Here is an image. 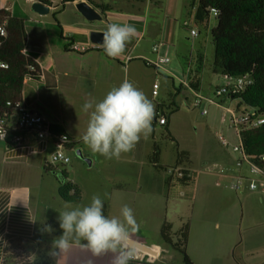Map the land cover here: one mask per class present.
<instances>
[{
    "label": "crops",
    "instance_id": "0c3cea01",
    "mask_svg": "<svg viewBox=\"0 0 264 264\" xmlns=\"http://www.w3.org/2000/svg\"><path fill=\"white\" fill-rule=\"evenodd\" d=\"M35 1L37 0H26L25 2L24 0H0L1 8H6L13 15L26 20L28 31L26 53L34 58L42 69L41 79H26L22 102L26 106L43 113L49 123L64 126L68 134L79 142L80 145L77 147L85 145L81 137L86 131L91 111L85 112L83 110L85 101L88 99L101 100L111 88L118 86L125 79L132 82L145 94H147L148 89L147 97L155 100V114L158 104L162 103L160 101L156 103L161 95V84L159 95L153 93L154 84L159 82L158 75H161V72L173 78V85L176 88L174 102L179 107L178 98L182 99V96H185L186 102L189 99H187L185 88L181 85L176 86V83L186 77L190 66L193 68L192 74L194 76L197 74L199 78V89L202 91L200 70L202 71L204 61L199 64L203 56L201 52L198 54L194 47L190 49V53L179 50L184 58L183 74L174 72L165 64L160 68L148 64V60H156L159 56L165 55L161 53V48L159 51L155 49L156 41L161 37L159 35L163 36V27L157 29L154 25L155 11L157 7L161 6V2L155 4L151 0L146 2L104 0L110 2L114 9L104 13L97 8L104 15V19L89 20L77 7V4L82 0H63L62 7L64 9L60 13V17L58 18L54 14L62 35L48 36L50 35L49 28H43V25L52 24L56 26V22L54 23L49 16L54 13V10H59L61 5L55 4L51 0H48L50 4L43 1L45 4L50 5L51 9L47 14L35 12L42 18L38 21L26 6V3L32 5ZM162 8L164 9V15L172 19L173 23L179 21L180 24L183 23L185 26L190 25L188 16L191 15V10L188 0H182L181 3H173L170 7L167 5ZM30 22L39 23L33 26L32 32L29 29ZM109 23H127L133 25L137 30L135 37L127 44L125 53L115 59L106 55L103 44L91 41V32L106 31V26ZM74 40L85 45L93 43V47L84 52L72 50L69 46L70 41ZM151 41H153L152 44ZM182 47L185 48L183 45ZM148 68L152 69L155 75V77L153 76V85L149 83L150 87L143 84L142 78L143 72L148 71ZM198 70L199 74L197 73ZM219 105L224 108L225 116H228L226 113L228 110H234L229 106ZM225 126L226 120L220 131L226 130ZM24 136V144L13 148H9L7 142L0 139V264H4L8 234L33 236L36 232L43 235L41 244L24 242V250L28 252L30 260L34 258H32L33 256L29 253V250L37 246L34 255L46 256L54 264H113L114 256L112 253L100 256L93 255L89 249L82 246L86 243L84 241L81 242V245L73 244L69 252L60 257L56 258L50 255L52 249L49 252L50 244L47 243L62 234L58 221L59 212L62 211V208L57 210V207H62L68 202L66 203L60 195L61 185L58 181V174L46 172L45 170L46 163H51L52 154L55 151L53 139L48 141L39 140L29 132H25ZM141 140L142 137L132 151L122 153L119 158L126 156V154L129 157L136 156L139 158L143 152ZM88 149L92 155V165H95L97 161H101L98 153H94L89 146ZM71 150L73 149L68 150L69 154ZM101 158L106 177L101 173V177H104L103 180L100 181L98 178L93 183V195H101L104 204H107V216H119L118 208L121 209L123 205H128L129 201L139 199L135 195L131 197L133 196L131 193H135L134 191L137 188L143 190L146 183L142 178V172L135 168V181L129 178L123 187L118 183L121 178L119 167L115 166L121 160L119 158L107 159L102 155ZM139 164L140 167L147 165L144 162ZM162 164L166 163L162 162ZM151 165L153 164L151 163ZM106 168H108V171H106ZM143 168L144 166L140 169ZM56 169L59 173L65 168L57 166ZM65 170L67 171V169ZM155 171L162 170L155 168ZM157 173L152 175L153 179L151 180L155 186H161L165 190L168 189L169 195L175 188L183 189V186L169 187L166 184L168 174ZM69 180L77 184L82 190L83 199L78 204H90L91 197H87L89 188L86 190L85 185L78 183L70 173ZM219 184L221 185L222 182L219 181ZM134 207V215L139 222L136 223V229L131 232L130 236L139 238L145 243L163 250L172 256V260L163 262L134 249L137 258L130 260L129 264H183L182 255L164 240L162 228L166 220L173 223L175 230L182 228L188 221L190 222L188 253L195 264H264V234L261 236V240L256 242L247 241L245 235L243 240L237 239L235 230H226L224 222L222 223L215 215L205 218L197 226L192 219L193 212H191L190 220V212H186V210H179L178 213L170 216L171 219L161 215L162 219L160 221L159 216L156 218L157 212H155L153 205L151 217L155 222L150 224L159 233L157 231L151 232L152 227H149L148 224L145 225L148 220L140 216V212L138 213V209H141L139 205L135 204ZM44 224H51L55 231L51 234L42 231ZM213 236H216L215 239L210 241L209 239ZM16 242H18L17 239H13L10 243L15 244ZM41 247L43 249L40 251Z\"/></svg>",
    "mask_w": 264,
    "mask_h": 264
},
{
    "label": "rangeland",
    "instance_id": "374dc122",
    "mask_svg": "<svg viewBox=\"0 0 264 264\" xmlns=\"http://www.w3.org/2000/svg\"><path fill=\"white\" fill-rule=\"evenodd\" d=\"M26 0H24L25 2ZM55 4H60L59 10H54V13L49 16L54 23L55 16L59 18L60 13L63 11L62 3L63 0H51ZM152 3L158 4L162 3L161 6L156 8L155 14L156 18L154 25L157 29L163 27V36H161L156 44H162L161 53L165 54L169 59L167 65L174 72H179L183 74V60L181 51H187L190 53V49L194 47V50L199 54L202 53V58L204 63L202 65V71L200 70V79L202 81V92L204 96L212 98L215 100L214 103L204 102L202 107H196L194 105L196 96L189 89H185L188 102L185 100V96L178 98V103L180 109L171 114L175 106L169 107V105L175 100L176 88L173 85L174 81L172 77H168L164 72L158 75V80L162 86L161 95L157 101H160L165 105L166 111L171 118V128L170 131L175 136L176 141H173L168 136V131L166 126L158 124L156 128V134L152 133L147 137H142L141 146H143L142 154L138 157L122 156L119 158L121 160L119 164H115L117 168L119 167V174L121 175L118 181L123 187L127 180L130 178L135 181L134 171L138 168L139 172L143 174V180L146 185L142 190L140 188L135 189V193H131V197L137 196L139 199L135 201H129L128 205L135 209V204L139 205L138 213L140 216L146 218L148 221L145 225L152 227L151 232H155V228L150 224L155 222L151 215L153 214L154 207L155 212H157L156 218L159 216L161 221V215L168 217L178 213L179 210L193 212V220L197 226H199L205 218L211 215H215L219 218L221 222L226 225V230H235V237L238 239L244 238L246 236L247 241L251 240L253 242L260 241L261 236L264 234V189L259 188L257 190H251L249 187H244L241 190H236L233 185L237 182L238 177L241 175L252 177L250 167L247 163L244 165H239L238 161L242 158L241 152H236L233 146L240 141V137L235 129L232 127V121L230 116H225L224 108L231 107L237 112L238 116H241L242 111L239 107L244 109L242 101L240 98H230V97H217L216 90L218 86L224 84L223 72L220 68L216 66L215 54L216 47L213 37V29L218 25L217 17L214 12L211 11L210 24L209 26H204L199 21L196 20V7L191 9V15H189L190 25L185 26L180 24V22L173 23L172 19L164 15L163 6H171L173 3H181L182 0H151ZM27 8L30 13L33 14L35 18L42 19L40 15L32 11L33 4L26 3ZM198 7V6H197ZM32 11V12H31ZM39 23L30 22L29 29L32 32L33 26ZM41 26V25H39ZM49 28L50 35L48 36H61V31L59 30L58 23L55 25H43V28ZM196 29L198 35L194 36L192 31ZM153 41H151V44ZM182 45L185 47L183 48ZM187 49V50H186ZM164 55V56H165ZM163 56V55H162ZM193 56V55H192ZM200 58V56H198ZM193 61V60H191ZM200 64V62H199ZM152 68L153 67H150ZM143 72V84L146 87H150L149 83L154 82V71L149 69ZM199 70L197 73L199 74ZM154 76V77H153ZM180 82L177 81L176 86H179ZM152 87V86H151ZM143 88V87H142ZM152 91V89H151ZM148 94V89L146 91ZM146 94V96H147ZM153 103L155 100H153ZM155 105V103H154ZM208 108V114H203L202 109ZM226 120V137L231 141V145L224 146L219 139V131L224 121ZM153 127V122H152ZM219 132V133H218ZM155 143H158L161 148L162 162L173 166L178 158L179 150H186L190 152L192 161L189 162L188 167L194 172V177L197 182L191 183L190 185L183 186V189L175 188L170 192L168 189L165 190L161 186H155L153 179V174L159 172L161 174H168L165 170L155 171L154 165H151V155L154 150ZM178 143V145H177ZM82 150L84 156H81L78 151ZM88 146L82 145V147H76L70 151L72 156V162L67 164L64 168L72 175L73 179H76L78 183L85 185L86 190L89 188V194L87 197H92L93 195V183L99 178L103 180L105 175V169L103 168L101 162L102 158L100 155V160L95 163V165H90L87 159H92ZM114 162H116L114 160ZM140 162H144L147 165H143L144 168L140 169ZM60 167H62L60 165ZM108 171V168H106ZM165 171V172H164ZM101 173L104 177H101ZM172 172H170L171 174ZM156 178V177H155ZM108 179V178H107ZM219 181L222 184H219ZM168 193V195H167ZM63 199V198H62ZM67 203V202H66ZM56 204V203H55ZM69 205L71 207L84 206V203H67L65 205L58 206L65 210V206ZM120 212V208H118ZM118 212V213H119ZM136 222H139L137 219ZM230 222V223H229ZM159 233V232H158ZM157 233V236H158ZM234 233V232H232ZM216 236L210 238L212 241ZM15 244H9V249L6 255V262L10 264L9 258L16 252L21 254L24 258L29 259L28 252L24 250V241L20 242L17 240ZM53 241V240H52ZM52 241L47 243L49 245V252L52 249ZM149 244V243H147ZM150 245V244H149ZM152 246V245H151ZM35 248H30L29 253L36 258ZM43 248H40V251ZM30 260V259H29Z\"/></svg>",
    "mask_w": 264,
    "mask_h": 264
},
{
    "label": "trees",
    "instance_id": "16d2710c",
    "mask_svg": "<svg viewBox=\"0 0 264 264\" xmlns=\"http://www.w3.org/2000/svg\"><path fill=\"white\" fill-rule=\"evenodd\" d=\"M43 1L50 4L48 0ZM88 1L104 13L114 9L110 2L104 0H101V2L100 0ZM123 1L146 2L147 0ZM188 2L190 10L196 7L197 20L207 27L209 26L212 9H218L219 14L216 16L218 25L213 29L216 47L215 64L223 73L236 77L247 76L253 79V82L245 90L230 98H240L242 104L247 103L256 109L259 114H264V0H188ZM0 16L7 19L8 29L7 37L0 36V42L2 43L0 57L9 63L8 68H0V112H3L8 109L10 102L17 104L23 101L26 79H41L42 69L40 64L26 53L28 44L26 20L1 7ZM186 26H189V24ZM69 47L71 48V46ZM203 61L204 59L201 57L200 64ZM192 83L196 88H199L197 74L193 75ZM165 105L164 103L158 104L153 119V135L156 134V128L160 124L158 119L162 114H166L168 123L163 126H166L168 136L176 141L175 136L170 131L171 118ZM172 106H175V108L171 114L180 109L174 100L169 105L171 108ZM52 132L54 137L67 135L70 139L72 138L64 126L59 124H52ZM241 135L246 153L254 162L264 166V160L262 159L264 156V124L259 127L243 126ZM13 137L15 136L11 135L6 140L9 148L19 146L18 143L12 142ZM78 145H80L79 142L74 141L69 145V149H74ZM161 153L159 144L155 143L151 163L155 168L168 172L166 184L169 187L187 186L196 181L192 170L188 167L189 162L192 161L189 151L179 150L177 163L174 166L162 164ZM172 169L173 171L170 174ZM45 170L46 172L58 174V181L61 185L60 195L66 202L79 203L82 201V190L77 184L69 180L68 171L63 169L58 173L56 166L51 163H46ZM107 212V204H104V214L106 216ZM190 230L189 221L182 228L175 230L173 223L166 220L162 228L165 242L182 255L183 264H195L188 253ZM13 239L20 242L41 244L43 235L39 232H36L33 236L8 234L4 264H8L6 255L9 249L8 245ZM47 258L41 255L33 260L25 258L24 264H54L52 260Z\"/></svg>",
    "mask_w": 264,
    "mask_h": 264
},
{
    "label": "clouds",
    "instance_id": "9594fccd",
    "mask_svg": "<svg viewBox=\"0 0 264 264\" xmlns=\"http://www.w3.org/2000/svg\"><path fill=\"white\" fill-rule=\"evenodd\" d=\"M136 31L131 24L109 23L102 42L106 55L114 59L121 57ZM83 110L91 111L81 139L94 153L107 159H118L122 153L132 151L141 137L147 138L153 131L155 105L127 79L111 88L101 100H86ZM4 135L5 131L0 138ZM57 160L69 162L63 152L54 154L50 162L55 165ZM58 221L62 234L52 241L50 255L53 257L68 253L73 244L81 245L82 241L86 242L82 246L93 255L112 253L113 264H129L136 256L135 250L127 245L137 223L133 209L127 204L121 207L119 216L109 217L104 214L103 198L94 194L88 205H66L59 212ZM42 231L51 234L55 229L51 224H44Z\"/></svg>",
    "mask_w": 264,
    "mask_h": 264
},
{
    "label": "built area",
    "instance_id": "2783aa9c",
    "mask_svg": "<svg viewBox=\"0 0 264 264\" xmlns=\"http://www.w3.org/2000/svg\"><path fill=\"white\" fill-rule=\"evenodd\" d=\"M212 11L214 12L215 16L219 14L217 8H213ZM192 33L193 35L199 34L196 29H194ZM0 36H8L7 19L2 16H0ZM1 46L2 43L0 42V50ZM70 46L72 50L84 52L90 50L93 47V43L90 45H85L82 42L74 40L70 41ZM161 47L162 44H156V51H159ZM168 62H170V59L167 56H159L156 60H148V64L155 68H160ZM8 67L9 63H7L0 57V68ZM192 72L193 68L190 66L186 77L180 80V85L185 89H189L193 94H195L196 99L194 105L196 107H202L205 101L214 103V99L204 96L203 92L193 85ZM223 77L225 83L221 86H218L216 90L217 97H231L233 95L240 94L247 88V86H249L253 82V79L247 76L236 77L227 73H223ZM159 89L160 83L156 82L154 84V95H159ZM243 107L244 109L240 107V111H242L241 116H238L237 112H235L234 110H228L226 113L231 117L232 127L238 133L241 141L233 146V149L236 152H241L243 155L242 158L238 161V164L244 165L245 163H247L253 176H239L237 182L233 185V188L236 190H241L244 187H249L251 190H257L259 188L264 189V166H261L260 164L254 162L246 153L241 135L243 126L259 127L263 125L264 114H259L256 109H254L247 103H244ZM208 112V108L202 109L203 114H208ZM158 120L161 125H166L168 123V116L166 114H162ZM3 131H5V135L4 138H0L1 140L6 141L7 138H10L11 135H14L15 137H13L12 142L18 143L19 145L24 144L25 132L33 134L39 140L48 141L53 139L55 144V151L53 152L52 157L58 152H63L64 155L69 158L68 163H64L63 160H57L56 164L53 165L56 167L60 165L65 167L67 164L72 162V157L68 153V150L69 145L74 143L75 140L72 138L70 139L67 135L54 137V134L52 132V124L48 122L45 115L26 106L23 102L17 104H12L10 102L8 109L0 112V134H2ZM219 139L224 146L232 144L231 141L227 139L225 130L220 131ZM262 159L264 160V156L262 157ZM172 171L173 169L170 170V172ZM127 245L130 249L134 250L128 243ZM136 258L137 257L135 256V258L131 260H135ZM24 260L25 257L23 258L21 254H17L16 252L11 256V258H9L10 264H24Z\"/></svg>",
    "mask_w": 264,
    "mask_h": 264
},
{
    "label": "water",
    "instance_id": "95a60500",
    "mask_svg": "<svg viewBox=\"0 0 264 264\" xmlns=\"http://www.w3.org/2000/svg\"><path fill=\"white\" fill-rule=\"evenodd\" d=\"M78 9L80 12L89 20H103L104 15L99 12V10L94 7L90 2L87 0H82L77 4ZM51 6L47 5L43 2V0H37L34 2L32 10L34 12L40 14H47L50 12ZM103 32L104 31H92L91 32V41L93 43L102 44L103 42ZM78 153L81 156H84L82 150H79ZM90 165H92V159H87ZM127 243L130 245L131 248L136 249L140 252L146 253L154 258L161 260L163 262H170L172 260V256L168 253H165L163 250L153 247L139 238L130 236L127 240Z\"/></svg>",
    "mask_w": 264,
    "mask_h": 264
}]
</instances>
